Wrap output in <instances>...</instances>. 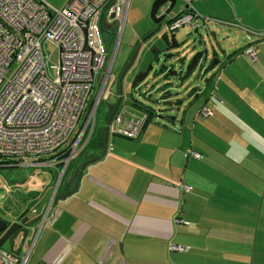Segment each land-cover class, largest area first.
I'll return each mask as SVG.
<instances>
[{"label": "crops", "instance_id": "0c3cea01", "mask_svg": "<svg viewBox=\"0 0 264 264\" xmlns=\"http://www.w3.org/2000/svg\"><path fill=\"white\" fill-rule=\"evenodd\" d=\"M178 1L170 21L189 9L218 23L202 19L199 26L215 36L228 29L220 22L236 25L256 59L233 57L213 80L208 76L212 95L187 114L189 123L184 112L179 127L174 124L181 112L163 117L173 125L157 124L156 111L122 98L118 108L148 115L140 135L114 139L85 167L77 190L56 201L73 187L81 163L101 151L79 155L57 188V170L50 169L48 186L54 188L42 197L41 209L33 207L35 215L27 214L41 216L32 226L28 264H264V0ZM189 91L178 98L180 105L196 89ZM203 105L211 115L201 114ZM182 182L190 189L183 190ZM15 206L12 215L24 214Z\"/></svg>", "mask_w": 264, "mask_h": 264}, {"label": "built area", "instance_id": "2783aa9c", "mask_svg": "<svg viewBox=\"0 0 264 264\" xmlns=\"http://www.w3.org/2000/svg\"><path fill=\"white\" fill-rule=\"evenodd\" d=\"M130 1L66 0L55 7L43 0H0V163L25 161L23 166L56 168L55 187L59 186L96 129L112 59L103 31L117 32L118 42ZM200 19L208 18L187 9L164 24V31L172 33L184 25L195 28ZM102 20L109 28L102 27ZM45 41L60 52L54 77L49 75ZM246 55L255 60V48L246 49ZM99 70L104 71L101 81ZM200 111L203 116L212 114L206 105ZM147 119L146 112L122 104L112 116L109 134L137 138ZM181 186L190 189L184 182ZM31 228L19 255L0 250V264H28L35 242ZM170 249L180 246L171 244Z\"/></svg>", "mask_w": 264, "mask_h": 264}, {"label": "rangeland", "instance_id": "374dc122", "mask_svg": "<svg viewBox=\"0 0 264 264\" xmlns=\"http://www.w3.org/2000/svg\"><path fill=\"white\" fill-rule=\"evenodd\" d=\"M52 4L55 7H61L65 4L66 0H43ZM153 0H131L127 12V18L125 22V26L123 27V32L121 35V52L116 56L117 60L115 62V66L117 62L121 65L123 57H125L127 44L135 38L137 31H140L138 27L141 26L142 19H148L149 24L151 21L149 20V12L150 7ZM180 1L177 0L176 6L172 11L177 12L180 8ZM175 13L170 15L172 17ZM140 18V22L137 20ZM208 20L205 22L206 24H215L216 21L210 20L211 18L207 17ZM202 22L203 20L200 19ZM147 24V23H146ZM218 24V23H217ZM210 25H206V27ZM211 31L205 27L199 28L200 36L194 33V30L189 25H184L179 29L175 30L172 33H167L168 35L173 34L174 38L177 42V46L175 48V56L171 57L170 60L174 64H179V57H186V61L192 58L193 54H195L196 48L200 46L208 47L210 52V42L206 32ZM216 31V30H215ZM164 32V25L161 30L155 34L152 38H150L147 43L143 46L142 53L140 54L141 58H149L151 54V48L154 46L155 48H160L164 45L162 43L161 34ZM243 32V31H242ZM219 33V32H217ZM243 36V34L241 33ZM117 32H113L112 29L104 30L103 39L105 43V47L107 49L108 55L112 57L111 59V72L110 78L107 81L104 94L100 101L99 107L97 109L96 115V127L105 126L106 116L108 113V105L114 101L116 92V84L114 82V70L112 71V64L115 53V46L118 43L116 40ZM220 36V34H218ZM213 41V40H212ZM246 42H243V44ZM120 42L118 43L119 46ZM119 48V47H118ZM172 48V49H174ZM123 49V52H122ZM43 50L45 53V58L47 59V67L49 71V75L51 77L55 76V65L59 63V49L54 47L51 42L45 41L43 43ZM204 64V58H201L195 67V69L190 73L189 77L184 81L181 85L179 80L176 78H172L169 81L164 80L161 76L154 74V72L149 73L145 81H143L137 88L134 90L129 87V85H125L123 90L125 91V96L123 98L122 103L130 106L133 102V99L140 102L144 106H148L154 111H156L155 123L157 124H166L173 125L170 119L165 120V114L173 112V114H179L178 120L174 125L180 123L183 119V113L191 114L193 111L195 112L197 109L193 110L194 107H199L204 100L200 97L195 98L194 96H188L189 100L180 105L178 102V98L182 101V98L186 96L185 90L186 86L190 87V85H194L200 82V78L202 76L201 67ZM209 73V71H208ZM208 73L203 77L206 79L208 77ZM102 75H104V71H98V79L102 80ZM202 79V80H203ZM165 83H169L161 88ZM101 84V83H99ZM98 84V86H99ZM203 84V82H201ZM168 90V95L163 96V92ZM97 88H94L93 94H95ZM192 110H186L184 109ZM161 114V115H160ZM164 117V118H163ZM189 115L186 117V122L189 123ZM191 121V119H190ZM114 139H125L122 136L109 134L108 136V147H111ZM190 153V149L188 150ZM88 153V150L83 153L85 156ZM79 158L74 160V163H78ZM26 162L20 161L18 163H0V217L3 219H11L12 212L17 211L15 206L18 205L21 207L22 212H26L27 214L33 216L35 215L32 211L33 207L37 209H41L43 202H41L42 197L45 195L46 191L53 189L54 186L50 185L51 171L49 168H32L30 166H23ZM53 176V175H52ZM55 183L57 177H55ZM41 181L45 184L43 187L38 186L34 188L33 185H41ZM33 187V188H32ZM41 189V190H39ZM47 209V208H46ZM45 209V210H46ZM43 209V212L45 211ZM42 212V213H43ZM20 214V213H19ZM41 221H36L31 225L36 226ZM8 249V244L5 243L0 250Z\"/></svg>", "mask_w": 264, "mask_h": 264}, {"label": "water", "instance_id": "95a60500", "mask_svg": "<svg viewBox=\"0 0 264 264\" xmlns=\"http://www.w3.org/2000/svg\"><path fill=\"white\" fill-rule=\"evenodd\" d=\"M170 2V6L166 9V13H169L170 11H172L174 9V7L176 6L177 0H154L151 4L150 7V13L149 16L151 18V20L153 21V23H155L157 26L155 27L154 30H152L148 35H146L142 41H146L149 37H151L153 34H155L157 31H159L160 27H161V19L164 18V16H156V12L159 8V6L165 4L166 2ZM173 18L170 17L166 20V22L170 21ZM219 25L222 26H226L228 29L224 30L223 33L221 34V40L224 42V46L222 47L217 41H216V36L215 33L211 32V38L213 40V44H215V46L213 47V44H210V52L212 53L213 51L219 52L225 60L229 61L230 59H232L233 57L236 56H244L246 55V49H248L249 47H251V45H249L248 43H244V36H242L240 34V29L238 26L236 25H232L229 26V24L224 23V22H220ZM102 27L103 28H109V24H107L104 20H102ZM163 33L167 34L169 32L164 31ZM194 33L200 36L201 39V35L198 32V26L195 27L194 29ZM170 38L172 40V45H175V40L173 38L172 35H170ZM138 45V49L141 46V43ZM204 49L208 50V47L203 46ZM230 51V52H228ZM136 56V54L133 56L132 60L134 59V57ZM171 55H168L167 57H170ZM248 56V55H247ZM202 57V51L198 50L197 52H195V54L192 56L191 61L189 62V64L186 66L185 68V72L184 75L182 77L179 78V82L181 83V85L184 83V81L189 77V73L192 71L193 68H195L198 64L199 59H201ZM131 60V62H132ZM224 61L222 63H220L218 61V59L214 58L213 61L211 62V64L206 67L203 68V70H212L214 67H218V69L211 71L210 75H209V79L208 80H213L219 71V68L222 67L224 65L225 62ZM130 62V63H131ZM151 65L149 64L148 68H147V72L151 69ZM145 72L144 75L139 78L138 75L135 76V78L133 79L132 85L136 82H140L144 79L145 74L147 73ZM203 73V72H202ZM208 78V77H207ZM206 79L201 80L200 82L194 84V85H190V87L186 86V89H189L190 91L193 89H198L201 86V82L207 84L208 81ZM165 85H167L166 83L164 85L161 86V88H163ZM119 90H118V99L116 100V102L114 104H109L108 105V116L107 119L105 121V126H104V133H103V144H102V149L100 154H98L97 156H93L85 161H83L81 163L80 169L78 171V174L76 176V180L75 183L73 185V187L67 191H65L64 193H61L59 195L55 196V201L61 198H65L66 196L74 193L77 190V187L79 185V180L81 178V175L85 169V167L92 163L95 162L96 160H98L99 158L103 157L108 150V136H109V124L110 121L112 119V116L114 115V113L116 112L117 108L119 107L122 98H123V90H122V85L119 83ZM165 90L163 92V96H166L168 94H166ZM189 91V92H190ZM201 94V93H200ZM211 92H209L208 88H203L202 89V95H199V92L195 93L194 97L195 98H202L204 101H206L210 96H211ZM136 101L133 99V102ZM179 102V101H178ZM41 216L37 215L35 217L29 218L28 216H23L20 219V222H13L11 225H9V227H7V222L6 219H1L0 218V248L7 243L8 244V250L10 252H12L13 254L19 255L22 249V246L27 238V235L29 233V228L30 226L35 223L36 221L40 220ZM7 227V228H6ZM17 240L20 241V246L19 247H15V243L17 242Z\"/></svg>", "mask_w": 264, "mask_h": 264}, {"label": "flooded vegetation", "instance_id": "af4514ba", "mask_svg": "<svg viewBox=\"0 0 264 264\" xmlns=\"http://www.w3.org/2000/svg\"><path fill=\"white\" fill-rule=\"evenodd\" d=\"M169 6H170V2L167 1L162 6H159V8L156 12L157 17L164 16V18H162L160 21L161 27H160L159 31L161 30L162 26L164 25L166 20L169 18V16L172 15V13H173V11L166 13V9ZM126 18H127V16H126ZM139 20H140V18L138 19V23L140 22ZM149 20L151 21V24H149L148 19H144V18L142 19V21L140 22L141 26L138 27V29L140 31H137V34L135 35V38L133 39V41H131L127 44L125 57H123L121 65L119 64V62H117L116 66H115V62L117 60L116 56L118 57V55L121 52V48H120L121 47V41H120V39H121L123 29H122L120 36L118 37V43L120 42V44L118 46V43H117V46H115L116 50L114 53V59H113V64H112V71H113V69H115L113 72H114V77H115L114 82L116 84V92L114 93L115 99L111 103L116 102V100L118 98V90L120 87L119 83L122 85V90H123L125 85H129V87L134 90L143 81H145V79L147 78V76L151 72H154V74L161 76L164 80H167V81H169L172 78H176L177 80H179V78L184 75L185 68L189 64V62L191 61V58H190V60L186 61V58L179 57L178 58L179 64L177 65V64H174L170 60L171 57L175 56L174 55L175 54V48H174L175 46L171 47L172 41L170 38H165V39L163 38L162 43H164V45L160 48H155L153 46L151 48V54L152 55L149 58L143 57L140 59V54L142 53L143 46L147 43V41L150 38H152L155 34H157L159 32V31H157L155 34H153L151 37H149L146 41H144V42L142 41V39L146 35H148L152 30H154L155 27L157 26L155 23H153V21L151 19H149ZM125 22H126V20H125ZM204 25L205 24H202V27H199L200 25L198 27L203 28ZM124 26H125V23H124L123 27ZM199 28H198V31H199ZM206 34L208 36L210 44H213L210 32L208 31V32H206ZM215 39L222 47L224 46V42L221 40V36H216ZM141 41H142L141 46L138 49V45L140 44ZM214 46H215V44H213V47ZM172 48H174V49H172ZM198 50L202 51V57L201 58H204V64L201 67V72H203L202 76L200 78L201 80L208 73V71H209L208 76L210 75V70H203V68L208 67L214 58L218 59V61L220 63L227 61L224 59V57L219 52L213 51L212 53H209V51H207L206 49H204V47H201V46L199 48H197L195 50V52H197ZM117 52H118V55H117ZM122 52H123V49H122ZM135 54H136V56L132 60V58ZM168 55H171V56L167 57ZM131 60H132V62H131ZM149 64L151 65L152 68L147 72V68H148ZM214 68H213V70H214ZM194 69L195 68H193L192 71ZM145 72H147V73L145 74L144 79L142 81L136 82L132 85V82H133V79L135 78V76L138 75V77L141 78ZM190 73H189V75H190ZM203 88H207V84H205V83L201 84L200 88L196 89V92L195 91L194 92L195 93L199 92V95H202V89ZM166 94H167V92H166ZM125 95H126L125 91L123 90V98ZM23 213L24 214H21V216L19 214H17V215H12L11 219H6L7 227H9V225H11L13 222L19 223L22 216H28L29 218H32L31 216L27 215V213H25V212H23ZM1 219H3V218H1ZM0 236H1V233H0Z\"/></svg>", "mask_w": 264, "mask_h": 264}, {"label": "trees", "instance_id": "16d2710c", "mask_svg": "<svg viewBox=\"0 0 264 264\" xmlns=\"http://www.w3.org/2000/svg\"><path fill=\"white\" fill-rule=\"evenodd\" d=\"M262 37L264 38L263 35H262ZM103 133H104V126L103 127H98V128L96 127L94 135H93L91 141L89 142V144H88V146H87L85 151L93 149V150H96L97 152H100L101 149H102V144H103ZM74 160L71 162L69 168L73 165L72 163L74 162ZM79 165L80 164H78V166Z\"/></svg>", "mask_w": 264, "mask_h": 264}]
</instances>
